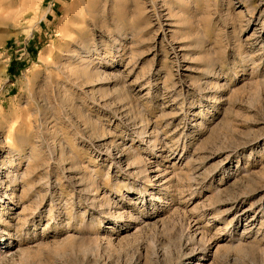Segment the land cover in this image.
Segmentation results:
<instances>
[{
    "label": "rangeland",
    "instance_id": "obj_1",
    "mask_svg": "<svg viewBox=\"0 0 264 264\" xmlns=\"http://www.w3.org/2000/svg\"><path fill=\"white\" fill-rule=\"evenodd\" d=\"M0 264H264V0H0Z\"/></svg>",
    "mask_w": 264,
    "mask_h": 264
}]
</instances>
